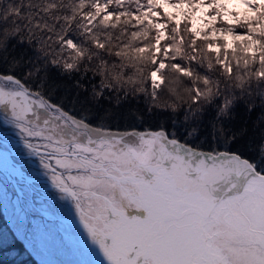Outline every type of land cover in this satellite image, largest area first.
<instances>
[{
    "label": "snow or ice",
    "instance_id": "obj_1",
    "mask_svg": "<svg viewBox=\"0 0 264 264\" xmlns=\"http://www.w3.org/2000/svg\"><path fill=\"white\" fill-rule=\"evenodd\" d=\"M5 7L0 116L70 209L80 264H264V0ZM165 72L187 80L157 103ZM154 109L171 128L145 126Z\"/></svg>",
    "mask_w": 264,
    "mask_h": 264
},
{
    "label": "flooded vegetation",
    "instance_id": "obj_2",
    "mask_svg": "<svg viewBox=\"0 0 264 264\" xmlns=\"http://www.w3.org/2000/svg\"><path fill=\"white\" fill-rule=\"evenodd\" d=\"M0 207L9 228L38 264H80L85 259L70 209L57 200L36 159L26 155L16 130L2 116ZM11 207L15 215L9 218Z\"/></svg>",
    "mask_w": 264,
    "mask_h": 264
},
{
    "label": "trees",
    "instance_id": "obj_3",
    "mask_svg": "<svg viewBox=\"0 0 264 264\" xmlns=\"http://www.w3.org/2000/svg\"><path fill=\"white\" fill-rule=\"evenodd\" d=\"M103 2V0H101ZM183 25V21L181 22ZM219 26V22H217ZM122 27V25H121ZM119 28L113 30L114 32H119ZM238 31H243L242 29H237ZM182 35H185V38L187 39V34L181 33ZM201 36H197V43L198 46L203 48L206 45V41H204ZM219 40V39H217ZM221 41V40H220ZM212 57L215 56V52L208 53ZM231 58V54H229ZM168 72L164 73V76H166ZM96 83L99 82V77L96 78ZM146 86L148 87V91L151 92L152 88L150 83L146 82ZM159 92V89L157 90ZM86 95V93H85ZM130 99H132L130 97ZM166 98L159 97L157 103H161ZM259 101H257L258 103ZM182 103V108L179 110L180 112V118H183V112L184 109L187 108L186 104ZM101 105L108 106V99L107 94H105V98L100 101ZM138 105L141 110L145 108V106H152V101L149 97L144 98H137L132 99V106ZM155 114L151 116L145 117V126H152L155 127L157 122H162V118L169 121L168 127H172L171 121L175 119V117L171 116L169 111L167 110H161V109H154ZM237 123L242 124L244 121H247L248 126L251 128L252 122L255 120V114H253L251 117L247 115V113L244 112L242 106H238L237 110ZM177 131H180V128L177 127ZM0 264H38L36 262L35 257L30 253V251L24 247L23 243L20 242L19 238L16 237L13 233V231L9 228L7 222L5 221L1 207H0Z\"/></svg>",
    "mask_w": 264,
    "mask_h": 264
},
{
    "label": "rangeland",
    "instance_id": "obj_4",
    "mask_svg": "<svg viewBox=\"0 0 264 264\" xmlns=\"http://www.w3.org/2000/svg\"><path fill=\"white\" fill-rule=\"evenodd\" d=\"M197 27H200V25L197 24ZM216 39H219V40L222 41V37H220V34L219 33H217ZM229 54H231V51L230 50H229ZM238 55L243 56V53L242 52H239ZM176 77H179L182 80H187V78H183L182 76H180V74H171V73H168L165 76V83H164V85H162L161 86V89H159V92H158L159 93V97L166 98L167 99V96L165 95V90L168 87L175 86L174 80H175ZM186 86H190V85H186ZM7 214L9 216V218L14 217V215H15L14 209L12 207H11V209L8 208ZM13 222H14V220H13Z\"/></svg>",
    "mask_w": 264,
    "mask_h": 264
},
{
    "label": "clouds",
    "instance_id": "obj_5",
    "mask_svg": "<svg viewBox=\"0 0 264 264\" xmlns=\"http://www.w3.org/2000/svg\"><path fill=\"white\" fill-rule=\"evenodd\" d=\"M13 2H14V0H6L7 7H5L4 9H2L5 12V14L7 13V8L12 7Z\"/></svg>",
    "mask_w": 264,
    "mask_h": 264
},
{
    "label": "water",
    "instance_id": "obj_6",
    "mask_svg": "<svg viewBox=\"0 0 264 264\" xmlns=\"http://www.w3.org/2000/svg\"><path fill=\"white\" fill-rule=\"evenodd\" d=\"M29 251H30V250H29ZM30 253H31L33 256H35L33 252L30 251Z\"/></svg>",
    "mask_w": 264,
    "mask_h": 264
}]
</instances>
